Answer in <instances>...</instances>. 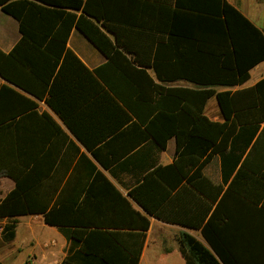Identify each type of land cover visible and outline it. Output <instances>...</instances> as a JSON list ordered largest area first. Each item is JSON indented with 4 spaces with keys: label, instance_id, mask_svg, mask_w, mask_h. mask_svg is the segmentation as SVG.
Masks as SVG:
<instances>
[{
    "label": "trees",
    "instance_id": "1",
    "mask_svg": "<svg viewBox=\"0 0 264 264\" xmlns=\"http://www.w3.org/2000/svg\"><path fill=\"white\" fill-rule=\"evenodd\" d=\"M128 1L0 0L22 34L11 53L0 50V77L10 84L0 86V174L16 185L0 202V219L42 216L45 225L58 228L68 240L61 264H140L151 227L147 214L200 229L203 241L181 234L186 264H264V78L253 87L232 90L243 87L250 71L264 62V29L227 0H174L170 6L156 0L154 61H132L126 55L130 47L106 33L114 31L111 21L123 22L121 9ZM74 28L107 57L106 64L90 71L79 60L68 47ZM148 68L162 83L182 80L203 88H166ZM72 73L106 90L127 121L136 120L143 128L139 141L151 139L166 149L176 140L174 164L147 174L130 198L102 174L95 182L103 189L80 192L81 202L67 191L57 197L56 190L36 189L41 181L27 172L23 115L36 103L14 87L45 101L70 127L56 99ZM213 97L223 123L204 114ZM101 152L92 155L105 169L119 161L112 157L107 162ZM217 154L226 181L233 175L225 191L203 174ZM184 181L192 189L178 190ZM187 190L194 194L191 212H199L200 200L217 207L207 206L199 222L187 220ZM15 230V222L6 224L3 239L12 241Z\"/></svg>",
    "mask_w": 264,
    "mask_h": 264
},
{
    "label": "crops",
    "instance_id": "2",
    "mask_svg": "<svg viewBox=\"0 0 264 264\" xmlns=\"http://www.w3.org/2000/svg\"><path fill=\"white\" fill-rule=\"evenodd\" d=\"M130 1L131 3L128 1L121 9L123 22L111 21L114 31L106 29V33L115 40L119 38L130 47L126 53L130 60L153 62V53L150 50L154 51L158 45L156 42V0ZM227 1L236 6L256 26L264 29V0ZM172 2L174 0H162L161 4L170 6ZM146 33L150 35L146 36ZM21 39L19 22L0 7V50L5 54L11 53ZM68 47L90 71L96 70L108 61L107 57L77 28L72 31ZM263 65L264 62L250 71V78L243 87L232 90L255 86L264 78L263 74H259L253 83L249 84V81L253 73L259 71ZM147 70L158 84L166 88L193 90L203 88L182 80L162 83L157 79L153 69L148 68ZM4 84L9 83L0 77V86ZM14 88L36 103L34 110L27 111L23 115L25 162L29 168L27 172L32 170L35 175L34 180L41 181L38 184L35 183V185H40L36 189L56 190L57 197L61 192H71L69 196L81 202L85 192L103 189L102 183L95 182L97 175L102 174L124 196L130 198L129 192L141 184L147 174L159 167L172 165L177 159L175 139L168 142L166 149H161L151 139L139 141L143 128L137 126L135 119L127 121V116L107 91L97 88L96 84L89 79L79 80V77L72 73V78L69 81L65 80V83L59 86L61 90L57 93L56 100L62 102L65 121L70 127L65 125L64 120L60 119L45 101L38 100L17 87ZM225 90L227 89L216 88L218 92ZM204 114L213 122H224L216 97L208 101ZM46 115L56 122L66 136L53 126ZM95 150H101V155L107 162L112 157H117L119 161L105 169L93 157L92 151ZM203 174L213 184L222 186L224 191L227 190L233 178L232 175L226 181L222 169V158L218 154L214 155L203 168ZM15 186L14 181L3 173L0 174V202ZM182 188L192 189L186 181L180 185L178 190ZM80 192L84 194L79 195ZM193 195L190 190L185 192L184 210L187 220L196 219V222H199L203 211H206L207 206L212 204L208 201L202 203L200 200L199 212L193 213L191 212ZM132 202L136 208L147 214L134 201ZM212 206L215 209L217 204ZM227 206L230 207V204L228 203ZM147 216L151 220V227L147 233L140 264H145L144 259L147 254L151 255V258L156 257L155 264H186L180 252L181 234L185 232L203 241L200 229L170 224L148 214ZM22 220L28 221V224L23 225ZM13 222L16 223L15 238L12 241H5L2 237V230L6 224ZM21 226H25L24 232H20ZM46 229L50 234L48 237H42ZM0 230L2 250L7 247V253L14 254L18 245L19 248L28 249L29 256L25 264H61L67 255L68 240L66 237L58 228L45 225L40 215L0 219ZM155 238L156 240L151 242ZM166 239L169 240L168 244ZM170 242L173 243L172 246L169 245ZM149 247H151L150 250ZM3 254L0 255V261L5 264Z\"/></svg>",
    "mask_w": 264,
    "mask_h": 264
},
{
    "label": "rangeland",
    "instance_id": "3",
    "mask_svg": "<svg viewBox=\"0 0 264 264\" xmlns=\"http://www.w3.org/2000/svg\"><path fill=\"white\" fill-rule=\"evenodd\" d=\"M255 15H256V11H255V13H254ZM259 74H263L264 75V65L261 67V69L259 70V71H255L254 73H253V75H252V77H251V79H250V81H249V84L250 83H253L256 79H257V76L259 75ZM23 225H27L28 224V221L26 222V220H22V222H21ZM25 226H21L20 227V232H24L25 231ZM1 231V230H0ZM49 232H48V230L46 229V232H44L41 236L42 237H48L49 236ZM154 240H156V238L155 239H152L151 240V242L152 241H154ZM166 243L168 244V241L169 240H167L166 239ZM172 242H170L169 243V245H171L172 246ZM151 249V247H149V250ZM17 251L16 252H14V254H8L7 253V247L4 249V250H2L1 248H0V255H2L3 254V252L4 251H6L5 252V254H3L5 257V264H25V261L27 260V258H28V254H27V252H28V249H26L25 247H20L19 248V245H18V248L16 249ZM21 250V251H20ZM10 252V251H9ZM144 263L145 264H147V263H150V264H155L156 263V257H154V258H151V255L149 256L148 254L145 256V259H144ZM167 264H170V263H167Z\"/></svg>",
    "mask_w": 264,
    "mask_h": 264
}]
</instances>
